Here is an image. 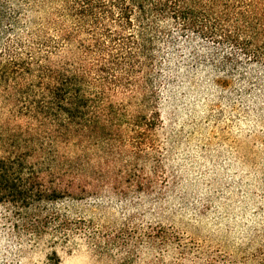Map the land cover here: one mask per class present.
<instances>
[{
    "label": "rangeland",
    "instance_id": "1",
    "mask_svg": "<svg viewBox=\"0 0 264 264\" xmlns=\"http://www.w3.org/2000/svg\"><path fill=\"white\" fill-rule=\"evenodd\" d=\"M10 10L0 159L24 160L46 193L0 202V264H264V63L172 30L156 54V99L141 109L159 119L147 136L119 98L110 138L49 152L25 111L31 80L15 65L29 43L5 36Z\"/></svg>",
    "mask_w": 264,
    "mask_h": 264
},
{
    "label": "trees",
    "instance_id": "2",
    "mask_svg": "<svg viewBox=\"0 0 264 264\" xmlns=\"http://www.w3.org/2000/svg\"><path fill=\"white\" fill-rule=\"evenodd\" d=\"M6 8L13 15L5 36L18 50L24 35L29 43L28 62L14 70L31 80L25 111L49 152L110 138V108L119 98L138 109L131 124L144 120L138 133L147 136L159 119L141 109L156 99V54L172 30L264 63V0H0V21ZM38 174L21 158L0 159V202L45 197Z\"/></svg>",
    "mask_w": 264,
    "mask_h": 264
}]
</instances>
